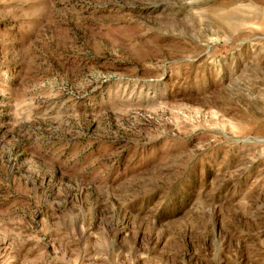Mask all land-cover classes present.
Here are the masks:
<instances>
[{
	"label": "rangeland",
	"instance_id": "obj_1",
	"mask_svg": "<svg viewBox=\"0 0 264 264\" xmlns=\"http://www.w3.org/2000/svg\"><path fill=\"white\" fill-rule=\"evenodd\" d=\"M0 264H264V0H0Z\"/></svg>",
	"mask_w": 264,
	"mask_h": 264
}]
</instances>
